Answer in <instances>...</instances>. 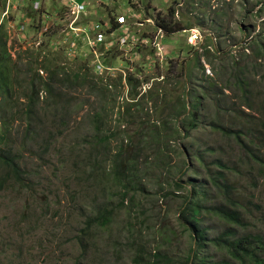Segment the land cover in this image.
<instances>
[{
	"label": "rangeland",
	"instance_id": "obj_1",
	"mask_svg": "<svg viewBox=\"0 0 264 264\" xmlns=\"http://www.w3.org/2000/svg\"><path fill=\"white\" fill-rule=\"evenodd\" d=\"M115 1L110 9H114L113 16L117 20L125 18L122 33L127 41L121 50L118 48L119 53H115L126 60L127 66L116 65L114 72L103 73H99L95 67L94 56L86 57L81 51L87 49L83 46L90 48L87 43L79 44L78 50L73 51L72 40H68V37L72 34L70 24L74 18L64 0H46L41 13L35 18L33 16L31 24L27 9H34L29 1L12 0L8 7V0L5 8L0 6V25L8 27L7 47L11 56L18 60L16 52L20 45L23 51H28L24 56V62L28 63L26 72L30 67H35L48 83L51 76L56 75V104L50 107L46 104V95H42L40 105L45 106L50 114L45 112L41 117L46 121H56V126L60 127L58 120L67 113L71 115L70 127L57 130L58 140L55 144L49 142L51 148L48 153H44L43 144L24 146L26 133L23 138V133L16 131L17 122L22 125V121L19 119L15 123L11 140L16 143L13 144L15 148L23 152L22 162L31 171L32 179L29 189L9 186L0 190V264H134L132 249L127 242L128 225L137 245L141 239L146 252L157 248L156 243H160V239L153 236L155 230L143 229L134 211L128 212L119 206L121 196L116 193L117 186L109 176L102 173V177L95 180L89 177L88 172L78 170L75 163L78 159L86 161V154L92 155L94 152L90 149L95 144V136L100 133L90 118L102 112V108L109 113L108 116L105 112L99 114L107 122L104 134L109 135L111 132L107 130L110 129L116 131L117 141H112L109 147L116 153L122 144L121 139H125L126 144V135L139 131L142 121L154 126L158 117H162L155 107H160L166 101L165 95L170 105L174 106L182 95L180 99L185 104L202 102L201 121L207 127L193 132V138L186 142L177 141L185 156L180 157L175 148L168 170L165 167L156 170V166L151 165L147 174L149 177L141 179L143 191H139L136 199L144 206L149 225L155 228L170 227V238L173 246L177 247L175 251L192 247L195 242L191 233L180 223L185 201L182 197L177 199V194L167 198L162 196L173 191L174 187L160 183L165 181L163 177H169L172 182L180 179L178 170L186 169L183 166L186 160L191 165L190 170L198 173L193 171L191 175L188 172L181 177L186 188L179 194L187 197V191L195 187L197 192L193 199L201 198L206 201V207H210L216 202L214 193L205 192L201 186L207 182L205 170L211 168L213 161L222 154L220 158L228 167L224 172L237 190L233 197L237 201L243 225L229 224L202 210L197 218L203 220L199 225L206 229L205 239L231 231L235 237L251 235L264 240V144L260 151L263 163L256 168L253 157L237 143L236 135L230 138L209 126L213 119H217L224 128L232 130L231 122L235 120L244 124L251 119L256 123L264 119V66L259 65L264 62L254 57L258 47L255 40L264 35V10L260 12L264 5L262 0H191V10L186 7L190 0H176L181 6L177 9L176 20L184 23L190 20L192 29L172 35L157 29L154 18L158 13L166 15L174 0ZM88 9L84 15L90 16L94 23L99 19L105 23L111 22L107 9L96 4L91 8L88 6ZM6 13L8 15L4 18ZM196 15L198 21L195 20ZM82 18L86 20V16ZM39 21L43 31L39 28ZM138 23L143 27L137 26ZM17 25L27 26L29 34H25L24 40L18 38ZM45 28H50V31L46 33ZM144 34L151 35L150 39L145 40ZM132 42L135 44L132 45ZM82 57L85 62L81 60ZM54 70L56 72L51 74ZM241 71L244 73L240 74ZM64 72L65 77L66 74L74 76L79 73V82L71 80V84L77 85V88H61L65 87L60 86ZM127 75L139 81L138 84L134 82L139 87L138 94L130 95V87L123 86L121 78ZM237 77L245 80L248 87H241ZM20 78L24 79V76ZM107 86L112 87L104 90ZM26 87L29 86L24 83L19 85L18 95H22ZM185 94H191V98H186ZM18 98L20 103L14 101L20 111L17 114L23 116L21 111L25 110L27 98ZM247 99L253 110L246 106ZM130 102L138 103L141 114L134 107L137 121L130 126L131 121H126V126L118 128L117 113L124 111ZM54 115L59 117L58 120ZM163 117L167 116L163 114ZM9 118L10 115L6 114L0 119V128ZM171 122L179 121L177 119L175 122V118H172ZM47 123L46 132L52 129ZM62 131L64 135L61 136ZM44 138L41 134L38 141L46 143ZM250 139L241 136L242 143L248 147ZM132 151L135 150L130 147L127 155ZM110 152H101L102 158L109 156ZM147 153L152 156L154 152L150 149L146 153L144 151L140 162ZM199 156L204 157L203 160L197 159ZM112 158L103 168L111 167L114 162ZM205 194L208 197L204 198ZM102 207L113 211L105 225L96 221ZM163 249L170 253L171 248ZM201 256H208L212 262L240 264L224 250L213 247L201 250Z\"/></svg>",
	"mask_w": 264,
	"mask_h": 264
},
{
	"label": "trees",
	"instance_id": "obj_2",
	"mask_svg": "<svg viewBox=\"0 0 264 264\" xmlns=\"http://www.w3.org/2000/svg\"><path fill=\"white\" fill-rule=\"evenodd\" d=\"M7 1L8 0H0V6L5 8ZM262 3L264 4V0H262ZM191 6L190 0L186 7L191 10ZM179 7L181 6H179L178 1L174 0L173 4L168 8L166 15L161 16V13H158L154 18L155 25L158 27L157 29L163 30L166 35H172L185 29H192L190 20L188 21L187 19L186 23H184V21L176 20L175 15ZM27 10H29V13L27 14L29 19H32L33 16L35 18L37 14L41 13L34 12L30 9ZM263 10L264 5L260 12ZM195 20L198 21V15H196ZM194 24L197 23L195 22ZM2 25L3 24L0 25V119H3L6 114L10 115V118L9 120L5 119L0 128V190H4L9 186L19 187L26 190L31 187V171L26 169L25 162H22L23 152L16 149L14 146L16 143L11 140L15 123L19 119L22 121V125L17 122L16 131L22 132L23 138L26 133L24 146L31 143L43 144L44 153H48L51 148L49 142L55 144L58 140L59 128L70 127L69 120L71 115L70 113H67V115L61 117L60 120H58L59 117L54 115L60 123V127L56 126V121H46L41 117L42 113L50 114L45 106L42 107L40 105L42 95H46V104L48 103L50 107L53 103L56 104L54 100L56 95V87H54L56 75L51 76V82L48 83L47 80H44L43 77L40 76L35 67H30V70L26 72L28 63L24 62V56L28 54V51H23L21 49L22 46L19 45L16 52L18 60H15L11 56L7 47L9 44V35L7 33L8 27ZM143 36L148 38L149 34H144ZM255 41L258 47L254 52V57L256 59H262V62H264V35H261ZM259 65L264 66V64ZM54 72H56V70L52 71L51 74ZM242 73L244 72L241 71L240 74ZM21 75L24 76V79L20 78ZM80 77L79 73L74 76H68V74H66L65 77L64 72V79L61 81L62 84L60 86L65 87L61 88H77V85L71 84V80L75 79L79 82ZM238 77H240V75H238ZM127 81L131 86L130 95L138 94L139 87H137L136 84H138L139 81L134 79L131 75L128 76ZM39 82L41 83L40 87H38ZM134 82L136 84H134ZM237 82L241 87H248L245 80H240V78H238ZM22 83L29 87H26V90H24L26 92L23 91L22 95H18V87L19 85L21 86ZM109 88L110 87L107 86L104 90H109ZM170 92L173 96V91L171 90ZM18 96H24L27 98L28 103L25 106V110L21 111L23 116L17 114L20 111L16 107V103H14V101L20 103ZM182 96L177 98L174 106L170 105V100L167 99V96L165 95L166 101L164 100V103H162L160 107H155V110L160 111L162 117H158L154 126L152 123L142 121L140 124L141 129L139 131L130 132L126 135V144L125 139H121L122 144L118 146L119 151L116 153L115 150L113 151L109 148L111 142L116 140V131L110 129L107 130L108 132H111L109 135L104 134V132H106L105 128L107 122H105L104 118L99 114L105 112L108 116L109 113L102 108V112L97 113L90 118L96 131L100 133L95 136V144L93 145V148L90 149L91 152H94L92 155L86 154V161L78 159L75 165L78 170H82L85 173L88 172L89 177L95 180L100 179L102 173L107 174L111 181L117 186L116 193L121 196L119 206L127 209L128 212L134 211L136 219H140V226H143V229L147 228L148 231H151L152 229L155 230V235L153 236L160 239V243H156L157 248L152 249V252H146L147 249L145 245L141 243V239H139V245H137V241L132 239L129 232L131 226L128 225L129 228L127 233L129 237L127 236V242L132 249V261L134 264H230V262L226 261L212 262L209 261L208 256L202 257L201 250H205L207 247H213L215 250H224L234 261L239 262L240 264L246 263L247 261L249 264H264V240L261 239L260 236L246 235L235 237L233 232L225 231L222 234L207 240L205 239L206 229L199 225V222L203 220L200 218L199 220L197 215L201 214L200 211L202 210L218 216L219 219L229 224L236 226L243 225L241 214L238 211L239 207H237V201L233 197L237 190L233 184L231 185L229 178L224 172L228 167L223 164L224 160L220 158L222 154L218 155L219 158L213 161L214 163H212L211 168L205 170L207 182L201 186L205 188V192L208 191L214 193V200H216V202L210 205V207H206V201L201 198L196 200L193 199V195L197 192L195 187H193L192 190L187 191L189 194L187 197L179 194L184 188H186L181 182V177L188 172L191 174L193 171H196L194 169L190 170L191 165L186 160L183 161V166L186 167V169L178 170V173L181 174L179 177L180 179H175V182H172L169 177H163L165 181L160 183L164 184V186L173 185L174 187L173 191H168L162 196L167 198L177 194V199L181 197L184 199L185 204L183 205V211H181L180 223L187 231H190L191 237L195 242L192 247L190 246L188 249L185 248L175 251L177 247L173 246V242L169 235L172 229L167 226L156 228L151 227V225H149V218L146 217L147 215L144 206H142L136 199L140 193L139 191H143V181L141 179L144 176L147 178L149 177L147 174L152 167L156 166V170L165 167L166 170H168V168L171 167L170 159L172 158V154L176 152V149L178 150L180 157L185 156L184 151L178 146L179 144H177V141L186 142L193 138V132L202 129V127H207L201 121V118H203V113H201L203 106L202 102L195 101L185 104L183 99H180L183 98ZM185 96L188 99L191 98V94L190 96L185 94ZM245 104L252 110L254 109V107L250 105L249 99L246 100ZM134 107H137L140 113L137 102L128 103L127 108L125 107L124 111L117 113L118 128L126 126V121H131L128 124L129 126L137 121L134 117ZM163 114L167 117L164 118ZM248 116H250V114ZM172 118H175V122L178 119L179 122L172 124ZM106 119L109 122L108 118ZM251 120L252 121L249 120V122L247 121L244 124L237 122V120L231 122L232 130L224 128L217 119H213V123L210 122L209 126L215 131H222L225 136L230 138L236 135V138H234L237 143L241 144L240 147L245 149V152H248L250 156L253 157L252 159L256 162V168H258V166L263 163V154L260 151L264 144V119L259 123H256L254 119ZM45 123H47L48 127L52 128L48 132L45 130ZM60 133L61 136L64 135V131ZM41 134H43L45 137L44 139L47 140L46 143L42 140L38 141ZM242 135L246 139L251 138L249 140V147L242 143ZM155 146L156 148H154ZM130 147H133L135 151L128 152L127 155V150L130 149ZM97 148L100 150L99 152H97ZM149 149L154 152L152 155L154 158L149 159L152 156L147 153L146 156H144L143 161L141 160L142 162H140L144 151L146 153ZM105 151L111 152L109 156H106L103 159L101 152ZM209 151L213 150L209 149ZM211 153L215 154L214 152ZM111 158L112 161H114L112 162L111 167L103 168ZM203 158L204 157L199 156L197 159L203 160ZM148 159L152 160V162ZM151 165L153 166L151 167ZM204 165H206V163H204ZM214 167L217 169H213ZM196 173L198 172L196 171ZM155 178H157V176ZM189 182L192 183V181ZM159 186L162 189L161 185ZM206 197H208L207 194H205L204 198ZM108 209L106 207L101 208L100 215L96 219L98 224L105 225L109 222V217H111L113 211ZM91 221L95 220L92 219ZM189 221H191V223H189ZM139 230L142 231L141 228ZM164 247L171 248L170 253L165 251V249L162 250Z\"/></svg>",
	"mask_w": 264,
	"mask_h": 264
},
{
	"label": "built area",
	"instance_id": "obj_3",
	"mask_svg": "<svg viewBox=\"0 0 264 264\" xmlns=\"http://www.w3.org/2000/svg\"><path fill=\"white\" fill-rule=\"evenodd\" d=\"M30 2L31 7L35 12H40L42 9V5L46 0H28ZM66 2V6L70 7V11L72 12L73 20L70 24V29L72 34L68 37V40H72V46L74 47L73 51L78 50L79 44L87 43L90 47L85 49L88 53L83 52L86 57L93 55V61L95 62V67L98 68L99 73H103L105 70L108 72H114L117 68L113 65H104L103 61L106 59L114 58L116 53H119V49H122V45H124L127 41L123 37L122 26L126 24L125 18H120L117 20L116 17L113 16L114 9L112 8V4H114L115 0H64ZM12 3L8 4V7ZM93 4L97 6L103 7L108 10V15L110 16V23H105L103 19H99L98 22H93V20L87 14L84 15ZM59 6V5H58ZM62 6V5H61ZM18 9V7H15ZM8 15V13H6ZM5 15V16H6ZM86 16V20L82 17ZM64 17L63 19H65ZM115 20V22H114ZM80 22V23H79ZM139 27H143V24H137ZM39 28L43 31V25L39 21ZM27 26L25 25H17V34L19 35V40H24L27 34ZM26 30V31H25ZM25 31V33H24ZM50 28H45V32L48 33ZM23 33V34H22ZM119 35V36H117ZM146 37L145 40L150 39ZM119 37H121L119 39ZM142 40V39H141ZM119 46L115 48L117 45ZM135 44L132 42V45ZM82 47V48H83ZM117 49V51H116ZM116 52V53H115ZM106 54V55H104ZM83 55V54H81ZM122 57V56H121ZM124 63H127L126 60H122ZM123 66V64H122Z\"/></svg>",
	"mask_w": 264,
	"mask_h": 264
},
{
	"label": "clouds",
	"instance_id": "obj_4",
	"mask_svg": "<svg viewBox=\"0 0 264 264\" xmlns=\"http://www.w3.org/2000/svg\"><path fill=\"white\" fill-rule=\"evenodd\" d=\"M35 12V11H34ZM28 20H29V24H31V19H29V17H28ZM150 20H151V18H150ZM27 31H28V29H27ZM27 34H29V31L27 32ZM122 60H125V59H123L120 55H117V54H115V56H114V58L112 57V58H110V59H106V60H104L103 61V63H104V65L107 67V65H113V66H115L116 67V65H122L123 64V66H127V63H124ZM107 70H105L104 72H106ZM128 76H130V75H127V77H123L122 76V78H121V82L123 83V86L124 87H131L130 85H129V83H128V81H127V78H128ZM109 87H112V86H109Z\"/></svg>",
	"mask_w": 264,
	"mask_h": 264
},
{
	"label": "bare ground",
	"instance_id": "obj_5",
	"mask_svg": "<svg viewBox=\"0 0 264 264\" xmlns=\"http://www.w3.org/2000/svg\"><path fill=\"white\" fill-rule=\"evenodd\" d=\"M27 1H28V0H27ZM6 17H7V15H6L4 18H6ZM148 21H149V20H148ZM157 45H159V44H157ZM81 51L86 52V53L89 54V52H87L85 49H82ZM134 54H135V53H134ZM127 55H128V54H127ZM81 60L85 62V58L82 57Z\"/></svg>",
	"mask_w": 264,
	"mask_h": 264
}]
</instances>
